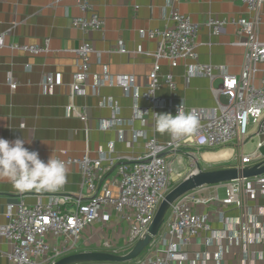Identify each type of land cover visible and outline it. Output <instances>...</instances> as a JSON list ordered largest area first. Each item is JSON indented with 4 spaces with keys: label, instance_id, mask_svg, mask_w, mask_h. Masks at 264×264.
I'll return each instance as SVG.
<instances>
[{
    "label": "built area",
    "instance_id": "1",
    "mask_svg": "<svg viewBox=\"0 0 264 264\" xmlns=\"http://www.w3.org/2000/svg\"><path fill=\"white\" fill-rule=\"evenodd\" d=\"M71 1L84 14L72 20L75 29L84 34L103 30L105 22L95 9V0ZM184 1L188 0H168L172 27L139 32L142 38L158 39L156 52L147 54L152 56L154 64L146 91L140 94L132 76L111 78L109 81L122 88L136 104L141 98L149 103L154 111L155 122L158 110L175 114L180 107L182 111H188L184 100L177 95L173 74H162L160 62L166 60L172 69H176L180 61H190L186 66L187 80L194 77H206L211 82L217 78L223 80L220 88L212 89L217 107L190 109L189 112L198 116V125L188 134L179 137L170 135L168 141H160L155 129L151 137L134 133V141L139 138L145 140L144 152L140 156L113 157L111 153L114 149L110 148L109 156L100 152L101 156L97 159H92L89 155L81 159H67V166H79L82 172L81 191L73 209H65L72 198L60 195L59 189L53 192L54 196L47 204L28 206L23 199L9 204L8 224L0 225V236L10 246L6 255L8 264H57L63 258L86 251L127 255L148 232L161 202L184 180L181 181L182 172L177 173L173 169L175 163H183L182 157L177 159L180 154L188 157L194 164L192 173L198 169L203 172L218 170L221 165L203 161L201 151L216 152L230 148L234 151L231 159L238 164L235 168L244 169L252 165L255 157L246 156L244 147L249 128L260 126L264 120V78L259 83L257 79L258 65L264 64V41L260 39V14L264 0H227L243 4L249 16L231 20L209 18L207 22L213 35L220 34L228 24L236 28V45L245 49V62L239 76L229 74L224 66L198 63L196 41L200 26L190 16L180 13L178 5ZM4 45V38L0 35V48ZM16 49L32 54L44 51L36 46H17ZM120 52L127 53L125 49H120ZM93 53L94 48L86 39L74 51L78 63L77 72L69 86L70 101L75 97L85 96L87 87L96 96L99 88L107 82L97 80L87 86ZM9 86L13 92L17 89V83L11 78ZM46 86L53 88L51 78H47ZM162 88L171 92L169 100L157 97V92ZM175 100L179 105L174 108L172 102ZM105 105L117 111L111 103ZM67 111L86 120V116L79 113L72 102L67 106ZM135 119H139L144 125L147 121L141 110H137ZM112 126L114 124H108V127ZM122 139L123 134L120 136V140ZM263 144H259L258 149ZM41 159L47 161L48 158ZM104 162H107V166H103ZM113 169H117V179H110L108 176ZM222 189L224 196L221 197L218 192ZM18 193L23 196L26 191L18 190ZM259 193L264 194V175L204 186L183 195L171 205L158 235L144 251L147 253L146 257L143 260L139 257L138 264H205L209 258L207 251L198 254L196 260H190L188 247L192 241L205 234L206 245L212 246L227 237L225 231L212 228L208 215L195 212L194 205L203 206L216 201L224 208L234 206L244 209L245 200H255ZM84 196L89 197L87 202L81 201ZM222 220L228 223L225 217ZM95 224L100 227L96 239L90 233V228ZM236 227V235L228 239L244 246L246 255L250 246L264 244V211L251 214L244 210ZM96 246L102 250L92 249ZM219 255L221 258L222 252Z\"/></svg>",
    "mask_w": 264,
    "mask_h": 264
},
{
    "label": "crops",
    "instance_id": "2",
    "mask_svg": "<svg viewBox=\"0 0 264 264\" xmlns=\"http://www.w3.org/2000/svg\"><path fill=\"white\" fill-rule=\"evenodd\" d=\"M94 5L104 19V28L102 31L84 34L72 25L73 19L84 14L71 0H0V35L5 42L0 48V138L31 141L30 144L26 141L25 147L38 151L40 158H48L52 153L63 161L81 159L85 155L97 159L101 156L100 152L109 156L110 148L114 149L111 153L113 157H136L144 152L145 140L139 138L134 141L133 134L138 132L147 137L154 134V111L142 98L136 104L131 96L109 80L132 76L140 94L146 91L154 64L152 56L147 54L156 52L158 39L142 38L139 32L165 30L173 26L168 0H95ZM178 8L180 13L190 16L200 26L196 41L198 63L224 66L229 74L239 76L245 62V49L236 45V28L228 24L220 34L213 35L207 22L209 18H247L249 14L246 7L239 2L227 0H188L181 2ZM260 15V39L264 41V5ZM85 39L94 48L87 86L97 80L107 82L99 88L96 96L87 87L85 96H78L70 101L69 86L77 72L78 63L74 51ZM17 46H36L44 51L32 54L16 49ZM120 49H125L127 53H121ZM190 63L180 61L178 67L172 69L168 61L162 60L161 73L173 74L177 95L184 100L187 112L194 108H216L218 104L212 89L220 88L223 80L217 78L211 82L206 77L187 80L186 66ZM258 69L259 83L264 78V64L258 65ZM10 78L17 83L14 92L9 86ZM47 78L52 79V89L46 86ZM156 95L169 100L172 94L168 89L162 88ZM71 102L79 113L86 116L85 121L76 114L68 113L67 106ZM107 103L114 105L117 111L107 107ZM172 105L175 108L179 103L175 100ZM137 110L145 114V125L135 119ZM157 113L167 111L158 110ZM108 124L114 126L108 127ZM255 127L256 135L260 138L257 145L259 148V144L264 143V132L261 126ZM155 134L160 141L170 139L168 133L155 131ZM263 148L264 144L258 151ZM222 150L231 151V155L225 160L217 161L216 163L221 164L217 169L238 166L231 159L234 151L230 148ZM222 150L201 151V158L204 154ZM263 160L255 161L251 166ZM203 161L211 162L204 158ZM103 166H107V162ZM67 167L68 179L59 188V194L72 198L65 206L69 210L73 209L81 191L82 172L79 166ZM108 176L110 179H117V169H113ZM53 192L32 189L20 196L8 179L0 178V225L8 224L9 204L17 203L20 199L28 206L47 204L54 196ZM218 194L224 196V189ZM88 200V196L81 199L82 202ZM244 210L251 214L263 212L264 194L259 193L255 200L247 198L244 209L234 206L224 208L216 201L203 206L194 205V211L208 215L212 228L225 231L227 238L218 244L215 242L212 246H207V236L201 234L188 247L190 260H196L198 254L207 251L209 258L205 264H264V244L250 246L246 255L244 246L228 239L236 235V222ZM222 217L228 223L223 222ZM90 229L91 235L96 239L100 227L95 224ZM9 250V244L0 236V264H8L6 255Z\"/></svg>",
    "mask_w": 264,
    "mask_h": 264
},
{
    "label": "clouds",
    "instance_id": "3",
    "mask_svg": "<svg viewBox=\"0 0 264 264\" xmlns=\"http://www.w3.org/2000/svg\"><path fill=\"white\" fill-rule=\"evenodd\" d=\"M199 119L192 112L177 108L175 114L155 113V130L172 136H182L193 131ZM31 141L16 138H0V178L8 179L19 191H56L68 179L66 162L52 155L47 161L40 158L39 152L25 147Z\"/></svg>",
    "mask_w": 264,
    "mask_h": 264
},
{
    "label": "water",
    "instance_id": "4",
    "mask_svg": "<svg viewBox=\"0 0 264 264\" xmlns=\"http://www.w3.org/2000/svg\"><path fill=\"white\" fill-rule=\"evenodd\" d=\"M264 132V120L261 122ZM264 175V160L254 166L244 169L230 168L203 172L198 169L191 173L181 183H179L161 202L154 220L146 235L134 246L125 256H115L104 252H84L75 254L60 260L57 264H125L137 260L151 243L152 239L158 235L165 222L167 213L171 205L183 195L204 186H214L223 183H230L242 179H253Z\"/></svg>",
    "mask_w": 264,
    "mask_h": 264
},
{
    "label": "rangeland",
    "instance_id": "5",
    "mask_svg": "<svg viewBox=\"0 0 264 264\" xmlns=\"http://www.w3.org/2000/svg\"><path fill=\"white\" fill-rule=\"evenodd\" d=\"M218 86V84H216V87ZM256 127L252 126L249 128V132H248V138L246 140V145L244 147V153L245 155L248 156H252L253 158L255 157V161H259V160H263V156H264V148L261 151H258L257 145L260 141V138L256 135ZM199 157V155H197ZM179 157L183 158V163L182 165H178V164H174L173 169L175 170V172H182V178L181 181L183 179H185L186 177H188L195 169L194 164L189 160L188 157L184 156V155H179L177 157V159ZM99 249L102 250L101 247L96 246V247H92V249ZM147 253H143L140 258L143 260L146 257ZM102 264H107V263H102ZM125 264H138L137 260L125 263Z\"/></svg>",
    "mask_w": 264,
    "mask_h": 264
},
{
    "label": "bare ground",
    "instance_id": "6",
    "mask_svg": "<svg viewBox=\"0 0 264 264\" xmlns=\"http://www.w3.org/2000/svg\"><path fill=\"white\" fill-rule=\"evenodd\" d=\"M230 155H231V151L222 150V151L217 152V153L204 154L203 158L207 161L217 162V161H221V160H225V159L229 158Z\"/></svg>",
    "mask_w": 264,
    "mask_h": 264
}]
</instances>
